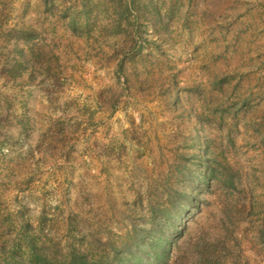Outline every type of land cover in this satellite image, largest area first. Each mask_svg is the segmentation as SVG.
<instances>
[{"label":"rangeland","instance_id":"1","mask_svg":"<svg viewBox=\"0 0 264 264\" xmlns=\"http://www.w3.org/2000/svg\"><path fill=\"white\" fill-rule=\"evenodd\" d=\"M0 264H264V0H0Z\"/></svg>","mask_w":264,"mask_h":264}]
</instances>
